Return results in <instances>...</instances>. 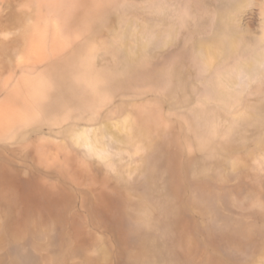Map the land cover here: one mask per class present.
<instances>
[{
  "label": "rangeland",
  "instance_id": "374dc122",
  "mask_svg": "<svg viewBox=\"0 0 264 264\" xmlns=\"http://www.w3.org/2000/svg\"><path fill=\"white\" fill-rule=\"evenodd\" d=\"M0 264H264V0H0Z\"/></svg>",
  "mask_w": 264,
  "mask_h": 264
}]
</instances>
